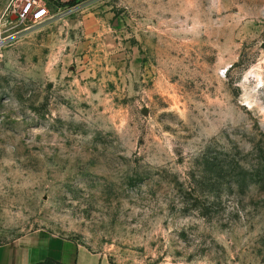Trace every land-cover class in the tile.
Segmentation results:
<instances>
[{
	"label": "rangeland",
	"instance_id": "obj_1",
	"mask_svg": "<svg viewBox=\"0 0 264 264\" xmlns=\"http://www.w3.org/2000/svg\"><path fill=\"white\" fill-rule=\"evenodd\" d=\"M58 1L0 0V244L264 264V0Z\"/></svg>",
	"mask_w": 264,
	"mask_h": 264
},
{
	"label": "crops",
	"instance_id": "obj_2",
	"mask_svg": "<svg viewBox=\"0 0 264 264\" xmlns=\"http://www.w3.org/2000/svg\"><path fill=\"white\" fill-rule=\"evenodd\" d=\"M67 1L70 0H59L58 7L64 9ZM48 257L65 264H98L99 262L96 255H89L73 243L49 235L36 233L0 244V264H35Z\"/></svg>",
	"mask_w": 264,
	"mask_h": 264
},
{
	"label": "built area",
	"instance_id": "obj_3",
	"mask_svg": "<svg viewBox=\"0 0 264 264\" xmlns=\"http://www.w3.org/2000/svg\"><path fill=\"white\" fill-rule=\"evenodd\" d=\"M47 0H20V7L18 8V18L20 20H28L34 24H43L48 22L54 16L51 10L47 7ZM74 7H70L67 11L73 10ZM59 13L65 12V9L58 8ZM43 13V15H39ZM5 47V39L0 38V56L2 50Z\"/></svg>",
	"mask_w": 264,
	"mask_h": 264
},
{
	"label": "trees",
	"instance_id": "obj_4",
	"mask_svg": "<svg viewBox=\"0 0 264 264\" xmlns=\"http://www.w3.org/2000/svg\"><path fill=\"white\" fill-rule=\"evenodd\" d=\"M76 0H70V1H67V4H75ZM35 264H65L64 262H61L60 260H56L52 257H48L47 259H45L44 261L42 262H37Z\"/></svg>",
	"mask_w": 264,
	"mask_h": 264
},
{
	"label": "snow or ice",
	"instance_id": "obj_5",
	"mask_svg": "<svg viewBox=\"0 0 264 264\" xmlns=\"http://www.w3.org/2000/svg\"><path fill=\"white\" fill-rule=\"evenodd\" d=\"M39 15H43V13H39Z\"/></svg>",
	"mask_w": 264,
	"mask_h": 264
}]
</instances>
